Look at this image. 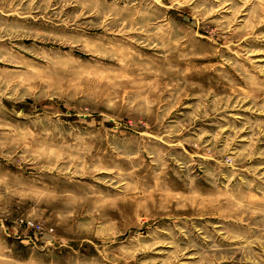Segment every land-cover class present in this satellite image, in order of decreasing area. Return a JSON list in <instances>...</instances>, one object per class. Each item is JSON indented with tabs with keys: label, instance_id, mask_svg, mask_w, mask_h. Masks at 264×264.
<instances>
[{
	"label": "rangeland",
	"instance_id": "rangeland-1",
	"mask_svg": "<svg viewBox=\"0 0 264 264\" xmlns=\"http://www.w3.org/2000/svg\"><path fill=\"white\" fill-rule=\"evenodd\" d=\"M0 264H264V0H0Z\"/></svg>",
	"mask_w": 264,
	"mask_h": 264
}]
</instances>
